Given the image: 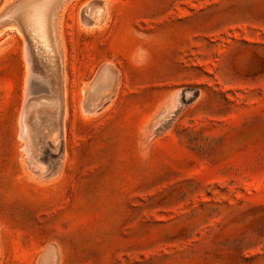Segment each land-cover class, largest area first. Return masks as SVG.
Segmentation results:
<instances>
[{"label":"rangeland","instance_id":"obj_1","mask_svg":"<svg viewBox=\"0 0 264 264\" xmlns=\"http://www.w3.org/2000/svg\"><path fill=\"white\" fill-rule=\"evenodd\" d=\"M26 1L0 0V264H264V0H67L61 106L27 122Z\"/></svg>","mask_w":264,"mask_h":264},{"label":"bare ground","instance_id":"obj_2","mask_svg":"<svg viewBox=\"0 0 264 264\" xmlns=\"http://www.w3.org/2000/svg\"><path fill=\"white\" fill-rule=\"evenodd\" d=\"M66 1L67 0H27L20 7L19 12H17L19 19L21 21L22 27L24 26L23 28L27 32V34L29 35L31 40L35 44L37 43L36 46L37 47L39 46L38 48H39V50H41L42 54L46 55V56H44V58L47 60L49 65L51 64L50 59H52V58H54L55 62H58V59L56 58V55H55V53H56L55 49L53 48V46L55 44L52 46V44H53V42H52V38H53L52 37V30H53V23H54V21L57 20V19L54 20V16H56L59 13V10L61 11L60 8L66 3ZM91 10H92V8H91ZM102 10H103V8L100 6V8H98V9L96 8V10H94L93 15H90V16H93L92 17L93 22H95V21L98 22L100 16L102 15ZM59 15H60V13H59ZM56 25L58 26V23ZM26 29H28V30H26ZM31 34H33L35 37L32 36ZM50 57H52V58H50ZM26 59H28V58H26ZM31 60L32 59H30V61ZM44 63H46V62H44ZM55 66L57 69L58 64ZM50 67L52 69V72L50 73L51 74L50 75L51 81H49V86H47L45 89V91L48 93V95H41V96H39L38 99L33 100V101H29L27 109H26V113L23 112V117H22L23 120L26 122H27L28 116L32 115L31 113L34 110H38L42 107L55 109L58 106V104L60 103L57 99L58 98L57 95L62 92L61 86H60V80H59L60 79L59 78V76H60L59 70L58 69L55 70L52 65H50ZM43 79H44V77H43ZM117 81L118 80H117L116 74L111 69V67H108V68L104 67L100 71H98V73L94 76L92 81L86 86V89H85V98L87 99L86 101H88L89 106L99 105V104H101V102L107 100L110 97V95L113 94V92L115 90V86L117 85L116 84ZM27 82H28V80H27ZM25 94H27V91ZM25 107H26V105H25ZM20 122H21V120H20ZM25 125H26V123L24 125H22L23 126L22 135L26 133L24 130V129H26ZM30 128H31V125H30ZM27 129L29 130L28 127H27ZM28 130H26V131H28ZM20 131H21V129H20ZM54 132H55V130H54ZM27 136H28V145H29V143L31 141L30 140V134H28ZM51 136H53V135H51ZM45 138H46V136H45ZM30 144H32V143H30ZM37 145H38V143H37ZM50 255L48 258H50Z\"/></svg>","mask_w":264,"mask_h":264},{"label":"water","instance_id":"obj_3","mask_svg":"<svg viewBox=\"0 0 264 264\" xmlns=\"http://www.w3.org/2000/svg\"><path fill=\"white\" fill-rule=\"evenodd\" d=\"M33 81H31V82H33V83H37V81L35 80V79H32ZM33 96H35V97H38V96H40V94H35V93H29V94H26V96H25V98H24V105H26L27 103H28V101H30V99L33 97ZM57 99H58V101L60 102V106H61V93H59L58 95H57ZM51 260H49V261H44V263L43 264H50L51 262H50Z\"/></svg>","mask_w":264,"mask_h":264}]
</instances>
